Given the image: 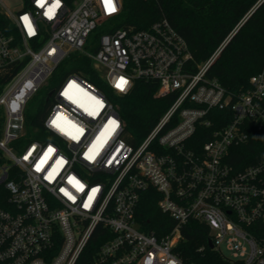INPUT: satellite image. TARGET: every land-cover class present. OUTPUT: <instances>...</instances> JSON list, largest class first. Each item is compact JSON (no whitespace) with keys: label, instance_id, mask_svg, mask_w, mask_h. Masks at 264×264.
I'll list each match as a JSON object with an SVG mask.
<instances>
[{"label":"built area","instance_id":"obj_1","mask_svg":"<svg viewBox=\"0 0 264 264\" xmlns=\"http://www.w3.org/2000/svg\"><path fill=\"white\" fill-rule=\"evenodd\" d=\"M122 7L0 0V151L8 161L0 166L8 192L0 264H77L94 238L97 264H192L175 253L190 221L209 226L225 259L264 264V159L235 158L253 138L264 147V70L233 93L208 77L233 32L195 70L168 19L116 28ZM72 54L92 61L117 95L142 79L156 82L157 97L173 98L138 145L127 141L112 99L80 73L49 91L41 126L28 121V103ZM30 129L35 139L20 145ZM12 168L19 174L10 180ZM150 192L174 222L162 238L137 217Z\"/></svg>","mask_w":264,"mask_h":264},{"label":"trees","instance_id":"obj_2","mask_svg":"<svg viewBox=\"0 0 264 264\" xmlns=\"http://www.w3.org/2000/svg\"><path fill=\"white\" fill-rule=\"evenodd\" d=\"M122 2V11L114 19L116 28L145 30L162 18L168 19L187 41L193 55L190 66L195 70L214 54L241 21L250 14L212 63L208 77L217 80L229 91L238 93L249 86L253 75L264 70V2L253 12L251 11L258 0H122ZM103 32L99 31L97 37ZM66 64L72 65L68 74L80 73L112 99L124 121L127 141L132 145L136 146L146 138L173 101L170 96L157 97L156 82L142 79L136 80L129 94L117 95L101 79L92 61L78 54H72L70 59L57 69L56 76L60 75ZM48 107L47 103L34 117L32 125L41 126ZM235 158L264 159V147L260 144V139L253 138L250 144L241 147ZM7 163V159L0 151V166ZM18 174L19 171L12 168L9 179H15ZM7 196L8 192L0 185V207L8 208ZM158 199L159 197L151 192L145 194L137 217L142 230L162 238L170 233L174 222L159 210ZM182 237L175 253L188 263L243 264L231 262L209 247L211 234L206 223L190 221L182 228ZM99 244L94 238L77 264H97L96 253Z\"/></svg>","mask_w":264,"mask_h":264},{"label":"rangeland","instance_id":"obj_3","mask_svg":"<svg viewBox=\"0 0 264 264\" xmlns=\"http://www.w3.org/2000/svg\"><path fill=\"white\" fill-rule=\"evenodd\" d=\"M71 67H72L71 64H66L64 66V69L60 72V75L57 74L58 76L56 77V79L50 80L49 85L45 86L37 95H35L30 100V102L28 103L27 111H26V115L28 119H33L44 109V107L47 104L46 99H47V95L49 91H52L58 87L61 80L65 78L68 75V73L71 71ZM34 139H35V135L30 129V132L28 133L26 137L22 139L20 145L25 146L29 141L34 140Z\"/></svg>","mask_w":264,"mask_h":264},{"label":"water","instance_id":"obj_4","mask_svg":"<svg viewBox=\"0 0 264 264\" xmlns=\"http://www.w3.org/2000/svg\"><path fill=\"white\" fill-rule=\"evenodd\" d=\"M257 7H258V5H256L255 8H257ZM255 8L253 9V11L255 10ZM253 11H252V12H253ZM247 18H248V17L245 18V20L242 22V24L247 20ZM239 27H240V26H239ZM239 27H238V28H239ZM238 28H237L236 30L233 31V33H232L231 36H233V34L238 30ZM209 247H210L211 249H213V243H212L211 241L209 242Z\"/></svg>","mask_w":264,"mask_h":264},{"label":"snow or ice","instance_id":"obj_5","mask_svg":"<svg viewBox=\"0 0 264 264\" xmlns=\"http://www.w3.org/2000/svg\"><path fill=\"white\" fill-rule=\"evenodd\" d=\"M110 2V0H106V5ZM112 10L114 11L115 8H112ZM25 20H27V17H24ZM117 87H121L122 88V85L121 84H117Z\"/></svg>","mask_w":264,"mask_h":264}]
</instances>
